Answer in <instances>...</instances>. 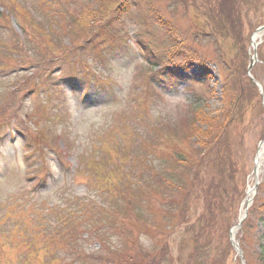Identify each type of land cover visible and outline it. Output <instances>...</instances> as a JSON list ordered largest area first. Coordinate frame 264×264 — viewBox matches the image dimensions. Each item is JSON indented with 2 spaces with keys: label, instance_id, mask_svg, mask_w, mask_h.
<instances>
[{
  "label": "rangeland",
  "instance_id": "1",
  "mask_svg": "<svg viewBox=\"0 0 264 264\" xmlns=\"http://www.w3.org/2000/svg\"><path fill=\"white\" fill-rule=\"evenodd\" d=\"M150 1L155 7V12L170 24L174 31L173 36H177L184 43L187 42V45L183 47L190 46L193 49L194 53L187 58L189 63L186 66L189 67L190 79L195 82L186 88L182 81L185 73L181 69L176 70L179 79H170L167 84L163 85V88L158 86L159 90H156L149 86L148 81L152 76H149V70L143 63L144 58L137 53L132 41H128L134 52L118 58L119 60L111 64L110 70L101 67L98 61L92 64L89 62V67L95 69V75L104 78H107L106 75L109 76L105 80L115 93L114 100H111L110 103H99L97 100H93L84 105L71 95L69 90H65L66 92H63L62 95H53L52 93L44 95L40 82L45 79L40 73L41 69L38 65L41 60L39 56L41 57L43 51L44 55L48 56L49 51L57 49L59 36L61 37L59 43L64 46H69L68 39L74 44H79L82 39L88 36V27L92 18L88 17L86 9L88 6H93V3H88L86 0H0V139H7V141L0 140V174L12 171L16 174L20 170L17 161L20 160L19 163L22 164V153L20 145H18L20 140L17 141L18 133L16 131L24 132L28 139H33V136L40 137V140L51 143L55 148L58 143L59 145L62 143L60 138H63L68 153L63 154L62 159L68 160L73 169L75 168L74 176L70 178L65 170L60 169V166L57 167L59 163L52 160L54 159L53 154L49 152L50 156L52 154L50 164L53 169L54 183L50 185V188L53 192L48 190L49 193L38 195L30 194L31 191L29 193L30 186L24 188L19 186L16 189L15 197H13L8 191L9 182L5 179L0 180V264H61L60 260L64 258L62 251L64 246L61 244L59 245L60 251L51 245L43 249L39 243L35 244V249L29 247L26 236L19 227V219L23 215L18 211H39L37 206L46 208L49 202L61 203L59 199L61 200V197L66 194H70L77 200L102 204L97 200L99 190H106L107 186L117 182V179L109 177V183H105L103 180L96 182L90 170L91 168L99 169L101 166L105 168V165L116 162L118 153L114 149L118 147L119 136L122 137L124 146L130 147L131 150L135 149L138 146V141L131 139L133 137L132 129L135 128L139 136L144 137L145 146L148 147L150 144L152 145V139L157 134V131L154 134L155 130L153 129H158L154 118L166 117L168 124L160 119L161 124L165 127L164 134L173 136L175 141H182L183 136L188 134L185 122L191 118L190 103H199V106L202 107L203 115L201 117L212 119L213 126L217 130L229 110L228 99L233 95L230 89L232 65L243 61V51L241 50L243 48L246 58L245 76L254 85L255 81L260 89L256 87L258 95L254 96L253 102H256L254 105H257V101L260 102L262 112L252 105L248 106L247 109H244L242 123L239 124V127L236 125L237 130L241 131L238 142H242L243 149L239 155L240 164L238 167L240 169L238 170L237 167V171L230 172L221 178L224 181V187L219 194H224L221 201L220 195L217 196L216 210L218 211L214 209L210 211L206 208L208 199L205 196L202 199L195 196V189L191 182L195 179L194 168L191 165L186 168L181 166L173 168L176 176L170 183L174 187L169 196L171 201L174 200L177 203H180L183 196L187 194L192 195L191 200L193 197L197 198V200H192L190 213L186 216L188 227L196 222L200 214L205 220L202 219L203 225L204 223L209 225L217 213L222 214L217 223L220 226L221 218L225 217L232 207L231 211L235 219L234 224L228 229L229 242L231 229L238 221L246 189L249 185L253 186L254 184V159L258 145L264 139V62L261 59V56H264V32L257 42L255 51H252L251 48L252 35L258 30H264V0ZM220 9L225 11L229 22L228 18L215 14ZM7 10L13 12L11 14L15 15L14 18L23 26L24 31L17 27L13 17L7 14ZM76 15H78V19L74 22L72 17H76ZM51 18L54 20L50 21ZM113 19V16L108 19L107 22L110 25H107L110 26L109 30L117 35L120 36L122 32L127 39V34L130 35V31H135L129 19L121 24L114 22ZM141 20L144 22V19ZM73 22L74 24L68 27ZM31 27L33 28L30 29ZM67 27L69 35L62 37ZM191 27L196 29L199 34L198 37L192 38L193 41L187 38ZM143 28L145 29V25ZM146 28L150 29L151 41L155 42L157 50L159 52L168 50L161 32L148 26ZM192 28L191 30L194 31ZM56 35L59 36L56 37ZM105 39L107 40V38ZM123 43L125 42L122 41ZM184 51L185 49L180 47L178 53L187 56V52ZM69 56L71 54L67 55V57ZM252 56L254 61L251 60ZM92 57L88 58L89 61H93ZM56 63L57 66L61 65L62 67L65 62L61 64L62 60H60ZM177 63L179 65V62L175 61V65ZM73 65L75 67L80 65L78 59L74 61ZM249 66L250 69H248ZM80 67L82 66L80 65ZM55 69H50L54 73L53 79L57 78L62 68ZM201 74H209L210 81L203 84L205 80L201 79ZM155 77L157 82L164 83L160 76L154 75ZM27 78L37 83L34 90H30L23 84ZM49 82L50 84L54 83ZM52 96L55 98H51ZM48 98L51 100L49 103L46 102ZM60 114L64 115V119L61 120L58 117H54L55 121H52L53 118L50 119V116ZM142 115L148 118L149 124L145 122L147 128L137 125L140 118H143ZM196 126L200 131L208 128L204 125ZM261 131H263L262 136ZM150 135L152 138L149 140ZM15 138L17 145L14 146L9 143L8 139L15 140ZM198 148L196 146L195 150ZM100 151L106 154L108 160L102 165L98 163L97 167H94L97 163L96 159L100 158ZM31 162V166L36 168L39 159H33ZM146 165L150 167L152 163L146 162ZM146 165L144 166L147 167ZM72 167L68 166L69 169ZM190 170L192 176L189 174ZM36 172L37 170L27 171V175ZM255 183L257 186L252 203L234 239L237 245L236 249L230 245V251L226 253L224 245L215 247L214 242L206 239L210 238V235H204L200 239L202 245L207 244L203 247L204 252L202 253V260L205 259L207 264H262L260 256L264 254V156ZM151 191L144 194V190L138 189L137 193H133V190H126L125 193L138 205L142 201L145 210L150 212L152 221L159 225V230L169 231L172 214L179 211H174V208H169L170 210L163 208L165 205L168 206V202L163 203V206L155 201L156 195L153 193L155 189ZM235 191H242L243 195L238 200L239 202L229 203L228 200L233 197ZM170 206L172 205L170 204ZM220 206L227 211H221ZM4 211H8V218H4L6 213ZM111 211L116 214L119 210L115 208ZM124 211H129V213H124L120 223L112 222L113 228L103 230V227H98L99 224L94 221L78 223L79 228L81 230L90 228V234L98 233L97 230L107 231L105 237L101 239V244L106 247L129 243L126 239L128 236L124 237L127 231H131L129 235L135 238V245L138 242V247L143 246L146 251H152L155 258L157 245L167 240L163 236H157L156 230L150 232L147 231L148 229L143 230L145 229L142 225L143 221L137 222L136 217L132 218L129 209L125 208ZM137 211L139 210L137 209ZM173 221L175 223L179 221V214L173 215ZM200 225L198 223L196 227L199 228ZM31 227L35 228L36 232H40L34 225ZM192 235L187 231L183 242L178 241V248H182L181 258L187 257V253L191 249L190 238ZM218 245L221 244L218 243ZM98 247L99 238L90 239L83 250L96 257V252L99 251ZM178 252L174 246L175 255ZM101 256L107 258V251L103 249ZM95 260L91 259L90 262L92 264L99 262L97 259ZM166 262L164 264H167ZM98 264L105 263L102 261Z\"/></svg>",
  "mask_w": 264,
  "mask_h": 264
},
{
  "label": "trees",
  "instance_id": "2",
  "mask_svg": "<svg viewBox=\"0 0 264 264\" xmlns=\"http://www.w3.org/2000/svg\"><path fill=\"white\" fill-rule=\"evenodd\" d=\"M86 2L93 3V6H88L86 9L88 17L90 19L92 18V22L88 27V36L82 39L79 44H74L69 41L67 37L69 46H64L59 43L61 37L58 35L59 40L58 45L56 44L57 49L49 51L48 56L44 55V51L41 57L38 55L41 60L39 61L40 65H37L41 69L40 73H42L45 79L40 82L44 95L50 93L53 95H62L63 92H66L65 90H69V93L84 105L91 103L90 101L93 100H97L99 103L112 102L111 100H114L115 93L111 85L106 81L109 76L106 75L107 78H104L100 75H95V69L89 67V62L92 64L98 61L101 67L110 70L112 68L111 64L114 63V61L119 60L118 58L121 56L129 55L134 52L132 45L136 48L137 53L144 58L143 63L146 64L149 70V76H152L148 84L154 89L157 90L158 86L163 88V85L167 84L170 79H177L176 70L179 71L181 69H183L182 72L185 73L182 81H184L186 88L195 82L190 79V75L188 74L189 67L186 66L189 63L187 58L194 53L193 49H191L190 46L183 47L187 45V42L184 43V41L178 39L177 36H173L174 31L171 29L170 24L168 21H164L157 12H155V7L150 0H86ZM108 3L109 6H107ZM210 11H212V9H210ZM6 12L13 17L17 27L23 29V26L14 18L15 15L13 16V14H11L13 12L9 10ZM224 12L223 9H220L217 10L215 14L219 17L228 18L227 21L229 22V17L225 16ZM112 16L114 17V22L120 24L121 22H126V19H129L135 31H130L131 34H127V39L122 32L119 36V34L117 35L110 31V26L108 27L110 23L107 21L111 19ZM77 19L78 15L72 17V21L74 22ZM141 19H144V22ZM49 20L53 21L54 19L51 18ZM74 22L69 24L68 27L73 25ZM144 25L145 29L143 28ZM146 26L161 32L168 50L163 52L157 50L158 47L155 42L151 41V31H149L150 29H147ZM68 27L62 34V37L69 35L67 34ZM32 28L33 27L30 29ZM191 28H189L190 34L187 38L192 39L198 37L199 34L197 30L192 28L194 30L192 31ZM58 36L56 35V37ZM105 38H107V40ZM122 41L125 43L122 44ZM128 41H132V45H130ZM180 47L185 49L184 52H187V56L178 53ZM241 50L243 51V61H240L237 65H232L233 72L231 74L230 89L233 95L228 99L229 110L217 130L213 126L212 119L207 116V118L201 117L203 114L202 107L199 106V103H190L189 105H191V108L189 113L191 114V118L185 122L187 123L188 134L183 136L182 141H175L173 136L164 134L163 130H165V127L161 124V120L168 124L165 119L166 117L154 118L158 129L152 128L155 130L154 134L156 131L157 134L152 139V145L150 144L148 147L145 146L146 142L144 137L139 136L135 128L132 129L133 137L131 138L132 141H138V146L135 149L131 150L130 147L127 148V146H124L121 139L122 137L119 136L118 147H114V150L118 153L116 162L105 165V168L101 166L99 169L91 168L90 170L96 182L103 180L105 183H109V177L111 179H117V182L110 183L109 185L111 186L108 185L106 190H99V197L97 196V200L102 204L93 201L87 202L85 200H77L71 197L70 194H66L61 197V200L59 199L61 203L57 201L49 202L46 208L37 206L39 211H18L23 215V217L19 219V227L21 232L26 236L29 247L35 249V244L39 243L43 249L51 245L53 248H58L60 251L59 245L61 244L64 246L62 249L64 258L60 260L61 264H92L90 262L91 259H97L99 262L104 261L105 264H164L166 261L167 264H204L206 261L205 259L204 261L202 260V253L204 252L203 247L207 244L202 245L200 239L203 238L204 235H210V238L206 239L214 242V245H216L215 247H222V245H224V251L226 253L229 252L231 244L228 242V229L234 224L235 219L231 211L232 207L230 210L228 209L229 211L226 216L221 218L222 224L220 226L219 224L217 225V223L222 214L217 213L215 218L211 219L209 225H205L206 223H204L205 226L203 225L204 219L200 214L196 222L188 227L186 216L190 213L192 200H197V198L193 197L191 200L192 195L187 194L188 197L187 195L183 196V200L177 203L174 200L171 201L169 196L174 187L170 185V183L173 182V177L176 176L173 168L175 166L186 168L188 165H191L194 168L193 174L195 179L191 182H193L192 187L195 189V196H198L200 199L205 196L208 199L206 208L210 211H213V209L216 210L218 205L217 196L220 195L221 201L224 194H219L224 187V181L221 178L230 172L237 171L236 169L240 164L239 155L243 149L242 142H238L241 131L237 130L236 125L239 127V124L242 123L241 119L244 109H247L248 106L252 105V107L254 106V108L256 107L262 112L259 101H257V105H254L256 102H253V98L258 95V91L256 86L245 76L246 58L243 48H241ZM68 54H71V56L67 57ZM170 55L172 56L170 57ZM90 56H93V61H89L88 58ZM147 56L148 59H146ZM76 59H78V64L82 67H80V65L75 67L76 64L73 65ZM261 59L264 62V56H261ZM60 60H62L61 64L65 62L62 67L61 65H56V62ZM175 61H178L179 65L178 63L175 65ZM51 68H53V70L55 68L58 70L62 68L56 79H53L54 73L50 71ZM154 75L160 76V79L164 83L157 82V78H154ZM201 79L203 81L205 80L203 84L209 82L210 75L201 74ZM49 81L54 83L50 84ZM23 84L30 90H34L37 83L27 78ZM47 84L49 85L47 86ZM51 98L55 97L52 96ZM46 102L49 103L51 100L48 98ZM54 117H58V119L61 120L64 119L63 114L52 115L50 119L53 118L52 121H55ZM142 117L143 118H140L137 125L147 128L148 126L146 123H148V118L144 117V115H142ZM136 122L137 118L134 123L136 124ZM196 125H201V127L204 125L208 126V128L200 131ZM16 133L21 135V137L18 134L16 136L17 141L20 140L18 145H20V151L22 153V164L19 163L20 160L17 161L20 172L18 171L15 174L12 171L0 174V180L5 179L9 182L8 191L13 197H15L16 189L19 186L23 188L25 186H30V194L35 193V195H38L49 193L47 191L51 190L50 185L54 183L52 178L53 169L50 164L52 154L54 158L52 160L59 163L57 167L60 166V169L62 168L65 170L68 176L73 178L75 168L73 169L71 166L72 164L69 163L68 160L64 161L62 159V155L68 153V148L65 147L63 138H60L62 143L60 145L58 143L57 148H55L51 143L40 140V137L33 136V139H28L24 132L21 133L20 131H16ZM262 133L263 131H261V136ZM151 138L150 135L149 140ZM0 140L7 141L6 138ZM8 140L9 143L14 144V146L17 145L16 138L15 140ZM196 146L199 147L197 150H195ZM49 152H52L51 156ZM99 154L100 158L96 159L97 163L94 167H97L98 163L102 165V163L108 160L105 153L100 151ZM33 159H39L38 165L36 168L34 167L35 169L31 166V160ZM146 162L152 163V166L149 167L146 165ZM68 166L72 167V169H69ZM239 169L240 167H238V170ZM35 170H37L36 173L27 175V171L34 172ZM189 174L191 175V170ZM138 189H140V191L144 190V194L150 193L152 192L151 190L155 189V191H153L156 195L155 201L162 205L168 202V206L166 207V205H163V208H166V210L174 208V211H179L172 214V223L170 230H167L168 232L164 230L166 231V233H164V231L159 230V225L152 221L150 212L145 210L142 201L141 204L138 205L126 196V190H133V193H137ZM50 192L53 191L51 190ZM143 193L142 195H144ZM201 193H203V195H201ZM242 195V191H235V194L233 197H230L228 202H239L238 200ZM170 204L172 206H170ZM115 208L119 210L116 214L111 211ZM125 208L130 210V215L132 218L136 217L135 219L137 222L143 221L142 225L143 228H145L143 230L148 229V232L156 230L155 234L157 236H163L167 240L157 245V249L155 248V258L152 251H146L143 246L138 247V242L137 245H135V238L129 235L131 231H127L124 237L126 238L128 236L126 239H128L129 243L123 245L120 243L114 245V247H106L101 244V239L105 237L107 231L102 232V230H97L98 233L90 234V228L88 230H81L79 228L78 223H86L89 221L96 222L99 224L98 227H103V230L113 228L112 222L117 221L120 223L124 213H129V211H124ZM223 208L224 207H221V211H227V209L223 210ZM137 209L139 211H137ZM4 212H6L4 218H8V211ZM230 213L232 214L231 217ZM178 214L179 221L175 223L173 221V215ZM198 223L201 224L199 228L196 227ZM32 225L38 228L40 232H36L37 230L31 227ZM187 231L193 234L190 238L191 249L187 253V257L181 258L182 248H178V241L183 242L184 235ZM96 238H99V251L96 252V257H94L84 251L83 247H86V243L90 239ZM169 241L172 245L168 243ZM218 243L221 245H218ZM174 246H176V249L179 251L176 255L174 253ZM103 249L107 251V258L101 256ZM99 262L94 263L98 264ZM260 262L264 264V254L260 256Z\"/></svg>",
  "mask_w": 264,
  "mask_h": 264
},
{
  "label": "bare ground",
  "instance_id": "3",
  "mask_svg": "<svg viewBox=\"0 0 264 264\" xmlns=\"http://www.w3.org/2000/svg\"><path fill=\"white\" fill-rule=\"evenodd\" d=\"M264 30H258L257 32H255L252 35L251 38V48L252 50H255L257 45H258V40L261 38L262 34H263ZM252 60H254L253 56H252ZM264 156V139L259 143L258 148H257V152H256V156L254 159V168H253V179H254V184L253 186H248L246 189V193H245V197L241 203V207H240V211H239V217H238V221L237 223L232 227L231 232H230V238L232 240V244L235 247L236 243H235V237L236 234L239 232L241 224L245 218L246 212L249 209V206L252 203L253 197H254V193H255V188L257 186L256 179H257V175L259 173V169H260V165L262 162V158Z\"/></svg>",
  "mask_w": 264,
  "mask_h": 264
},
{
  "label": "water",
  "instance_id": "4",
  "mask_svg": "<svg viewBox=\"0 0 264 264\" xmlns=\"http://www.w3.org/2000/svg\"><path fill=\"white\" fill-rule=\"evenodd\" d=\"M248 69H250V66L248 67Z\"/></svg>",
  "mask_w": 264,
  "mask_h": 264
}]
</instances>
